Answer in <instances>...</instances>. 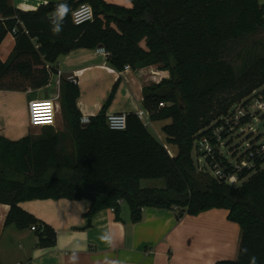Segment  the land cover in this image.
<instances>
[{
  "label": "trees",
  "instance_id": "16d2710c",
  "mask_svg": "<svg viewBox=\"0 0 264 264\" xmlns=\"http://www.w3.org/2000/svg\"><path fill=\"white\" fill-rule=\"evenodd\" d=\"M130 1L132 8L103 0H69L71 9L92 5L94 20L77 25L70 12L55 35L50 17L56 4L20 11L10 0H0V44L9 32L16 39L9 59L0 58V89L25 92L46 86L58 72L59 58L81 48H103L108 64L119 72L126 65L136 69L163 63L170 77L145 86L143 104L151 120H172L163 131L178 154L171 156L135 112L128 113L124 131L109 128L106 111L115 90L100 113L83 124L77 106L80 88L64 79L60 99L75 161L60 154V134L50 126L41 136L19 140L0 134V192L11 205L6 224L20 230L37 226L39 243L46 248L54 247L56 231L20 202L88 199L86 215L92 218L104 208L119 214V201H124L135 223L144 207L173 209L178 219L225 209L241 228V243L235 260L215 264H249L253 255L257 264H264V159L241 172L238 187L198 169L193 158L197 138L213 131L214 113H226L257 90L264 94V53L255 45L239 49L240 69L231 56L238 44L264 30V0ZM251 171L255 173L245 181ZM161 179L164 187L141 186L143 180Z\"/></svg>",
  "mask_w": 264,
  "mask_h": 264
},
{
  "label": "crops",
  "instance_id": "0c3cea01",
  "mask_svg": "<svg viewBox=\"0 0 264 264\" xmlns=\"http://www.w3.org/2000/svg\"><path fill=\"white\" fill-rule=\"evenodd\" d=\"M103 1L133 7L130 0ZM60 2L62 0H10V4L20 11H35L41 6ZM15 44V36L9 32L0 44L3 61L9 59ZM57 69L59 74L53 73L49 83L42 88L25 92L0 89L1 135L10 140H19L30 134L41 136L49 126L42 129L30 126V101L58 98L56 123L49 128L60 134V154L69 156L74 162V141L68 129L70 125L63 115L60 94L62 80L75 79L80 88L77 106L82 117L98 115L115 90L106 116L109 113L144 111L149 117L148 123L144 120V124L152 127L158 140L173 157L178 154V147L169 143L162 131L172 120H151L143 104L146 86L144 69L132 67L122 72L115 71L108 64L107 54L99 48L75 49L59 58ZM141 186L164 187V182L152 180L146 183L143 180ZM124 203L121 202L119 214L112 208H104L92 218H87L91 208L88 199H32L20 202L22 209L56 231L54 247L45 248L40 245L39 236L31 227L20 230L14 224H6L11 205L8 197L0 192V264H72L70 258L74 253L78 257L76 264H215L218 260H234L239 254L242 232L239 224L228 219V210L212 209L197 216L185 215L178 219L173 209L144 207L141 220L135 223L131 220L129 206L127 209ZM89 219L91 225L87 227ZM105 234L110 240L101 239Z\"/></svg>",
  "mask_w": 264,
  "mask_h": 264
},
{
  "label": "rangeland",
  "instance_id": "374dc122",
  "mask_svg": "<svg viewBox=\"0 0 264 264\" xmlns=\"http://www.w3.org/2000/svg\"><path fill=\"white\" fill-rule=\"evenodd\" d=\"M142 44L144 45V42ZM252 45H255V50L257 52L262 54L264 53V30H261L260 33H257L256 35L251 37L248 42H242L238 44L236 46V50L231 53L234 65L237 69H240L242 65V59L236 58V53L239 51V49H246V47L247 49H249ZM141 68L144 69L146 75V87H149L152 84H158L163 79H168L170 77V72L164 67L163 63H152L141 66L140 69ZM257 93L258 90L254 94L256 95ZM255 95H252L249 98L243 99L236 104L231 105L226 113H223L221 115H216V113L213 114V119L210 125V128L213 131L212 133H209L207 135L213 137L212 134L216 133L223 136L222 142L218 145L219 152L222 153L220 155V159L223 162L229 163L231 167L235 166L233 168H236V166H238L243 161H247L249 155H252L251 152H253L255 148H258V143L264 141V108L260 109L255 104L251 105L250 107L246 106V103L251 102L252 99L256 97ZM159 106H164V104H159ZM144 120L148 123L147 119ZM68 127V129H70V126ZM148 129L151 134H154V136L157 138L156 133L153 131L152 127L148 126ZM31 130L33 132L36 131V129ZM223 133L225 135H223ZM201 137L197 138V141L194 145L195 148L193 150L194 162L197 165L198 169H201L200 167L207 161L205 159L206 155L204 157L203 152L200 151L199 153L196 148L198 139H200ZM210 170L211 169H209V172L212 174ZM251 172V174L244 178L245 181L255 173V171ZM238 174V180L229 182V184L238 187L242 184L243 181L240 179L241 173ZM151 181L152 180H146V183H150ZM158 182L164 181L163 179H161L158 180ZM124 207L128 209V205L126 203H124ZM233 234V241L235 242L237 240L235 230ZM236 257H238V253L233 259L235 260Z\"/></svg>",
  "mask_w": 264,
  "mask_h": 264
},
{
  "label": "built area",
  "instance_id": "2783aa9c",
  "mask_svg": "<svg viewBox=\"0 0 264 264\" xmlns=\"http://www.w3.org/2000/svg\"><path fill=\"white\" fill-rule=\"evenodd\" d=\"M71 15H73L72 16L73 22L77 25L94 20V10L92 5H90L89 3H83L78 7L71 9ZM99 50L105 52L107 56L109 55V53L106 52L103 48H99ZM47 68H50V66L47 65ZM131 68L132 67L130 65H126L123 71L129 70ZM57 73L59 74V70ZM73 82H76V80L73 79ZM255 96H254L255 98L252 99L251 101L252 103L248 102L246 103L247 104L246 106L250 107L251 105L255 104L260 109L264 108V94L258 92L257 95ZM58 105H59L58 98H52V97L37 98L30 101L29 104V110L31 114L30 126L33 128L42 129L45 126L54 125L56 123V117L59 112ZM137 114L141 120L143 121L144 119L149 120L148 115H146L144 111L142 110L138 111ZM127 116L128 113L126 112L109 113L107 115V125L112 130L124 131L127 128V122H128ZM81 122L83 124L89 123L90 117L83 116ZM212 135L213 137L210 135L207 136L204 135L200 139H198V144L196 145V148L199 153L200 151L203 152L204 157L206 155L205 159L207 161L200 167L201 170L209 171V169H211L210 171L212 172V175L217 178L225 179L228 183L234 182L238 180V175H239L238 173H241L243 169L252 168L255 166L256 160L259 159L260 161L264 159V141H263L261 143H258L259 145L258 148H255V150L251 152L252 155H249L247 161H243L238 166H236V168H233L235 166L231 167L229 163L223 162L220 159L221 158L220 155L222 153L219 152L218 145L222 142L223 136H221V134L218 135L216 133ZM119 202L121 204L122 201ZM112 209L114 210V208ZM31 229L36 230L37 226L33 225Z\"/></svg>",
  "mask_w": 264,
  "mask_h": 264
},
{
  "label": "clouds",
  "instance_id": "9594fccd",
  "mask_svg": "<svg viewBox=\"0 0 264 264\" xmlns=\"http://www.w3.org/2000/svg\"><path fill=\"white\" fill-rule=\"evenodd\" d=\"M70 12H71V7L67 3V0H62V2L56 4L54 12L50 17V24L52 26L51 31L53 32V34L59 35L62 32L64 21L67 19ZM101 239L108 241L110 240V237L107 234H105L101 236ZM242 252L244 254H247L248 249L244 248L242 249ZM70 259L72 261V264H76L78 257L74 253ZM249 264H257V258L254 255L250 257Z\"/></svg>",
  "mask_w": 264,
  "mask_h": 264
},
{
  "label": "water",
  "instance_id": "95a60500",
  "mask_svg": "<svg viewBox=\"0 0 264 264\" xmlns=\"http://www.w3.org/2000/svg\"><path fill=\"white\" fill-rule=\"evenodd\" d=\"M101 48V47H100ZM91 225V219L88 220V224L87 227H89Z\"/></svg>",
  "mask_w": 264,
  "mask_h": 264
},
{
  "label": "bare ground",
  "instance_id": "6f19581e",
  "mask_svg": "<svg viewBox=\"0 0 264 264\" xmlns=\"http://www.w3.org/2000/svg\"><path fill=\"white\" fill-rule=\"evenodd\" d=\"M163 131V130H162ZM163 134V133H162ZM171 148V147H170ZM169 150V149H168Z\"/></svg>",
  "mask_w": 264,
  "mask_h": 264
}]
</instances>
